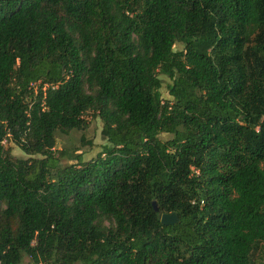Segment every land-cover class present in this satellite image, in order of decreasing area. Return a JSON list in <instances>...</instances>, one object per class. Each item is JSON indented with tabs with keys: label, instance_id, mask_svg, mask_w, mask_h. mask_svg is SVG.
Here are the masks:
<instances>
[{
	"label": "trees",
	"instance_id": "16d2710c",
	"mask_svg": "<svg viewBox=\"0 0 264 264\" xmlns=\"http://www.w3.org/2000/svg\"><path fill=\"white\" fill-rule=\"evenodd\" d=\"M85 113L105 144L71 163L55 135ZM263 245L264 0H0V264H258Z\"/></svg>",
	"mask_w": 264,
	"mask_h": 264
},
{
	"label": "rangeland",
	"instance_id": "374dc122",
	"mask_svg": "<svg viewBox=\"0 0 264 264\" xmlns=\"http://www.w3.org/2000/svg\"><path fill=\"white\" fill-rule=\"evenodd\" d=\"M181 45H175L174 49H180ZM162 84L160 88L162 99H168L166 85L170 82L169 79L163 75L159 76ZM36 88V85H33ZM87 126L82 130H73L67 135L56 133L55 135V150L62 151L66 156L70 157V162H75L74 158L78 155L81 156L83 162L94 160L98 153L102 151L105 144V139L101 135L102 122L99 118L94 117L91 113H85ZM162 138L168 137L165 134L161 135ZM5 147L11 149V153L15 157L26 158V156L16 147L12 142H4ZM258 264H264V245L255 256ZM22 264H32L29 258L24 257Z\"/></svg>",
	"mask_w": 264,
	"mask_h": 264
},
{
	"label": "water",
	"instance_id": "95a60500",
	"mask_svg": "<svg viewBox=\"0 0 264 264\" xmlns=\"http://www.w3.org/2000/svg\"><path fill=\"white\" fill-rule=\"evenodd\" d=\"M152 206L155 211H157V207L155 205V202H152ZM178 220V216L176 213H169V214H162L160 217V222L164 226L173 225Z\"/></svg>",
	"mask_w": 264,
	"mask_h": 264
}]
</instances>
